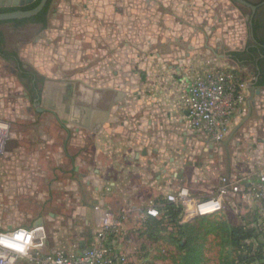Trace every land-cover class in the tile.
Instances as JSON below:
<instances>
[{
	"label": "rangeland",
	"instance_id": "rangeland-1",
	"mask_svg": "<svg viewBox=\"0 0 264 264\" xmlns=\"http://www.w3.org/2000/svg\"><path fill=\"white\" fill-rule=\"evenodd\" d=\"M246 1L252 4L262 0ZM51 9L56 16L50 17L43 32L20 45L19 57L42 78L43 99L50 85H62L63 80L78 79L74 106L77 99L82 104L96 106L99 85L120 91L122 99L116 102V95L112 97L109 118L100 125L103 129L109 127L102 138L113 146L119 139L127 143L126 139L133 135L129 130L132 127L142 128L139 130L148 134L156 129L155 136L160 137L161 131L167 132L173 126L176 131L178 127L189 129L188 120L178 122L182 115L176 110L182 109L181 101L195 78L212 70L231 71L242 83V97L247 82L261 69L256 63H244L242 67L234 60L214 57V51L219 56L235 53L240 60L253 45L250 9L232 0H58ZM88 22L105 31L109 41L116 37L118 42L122 38L117 58L107 61L108 68L93 65L99 62L98 55L94 63L86 61ZM0 29H5V25L1 24ZM115 68L122 69L117 78L113 76ZM87 76L93 80L92 86L98 88L94 97H90L86 88ZM26 97L16 73L0 59V119L10 124L9 140L0 155V227L36 228L41 251L71 252L73 244L78 249V241L90 238L96 231V217L91 207L100 197L98 177L92 170L99 166L107 169L103 186L114 187L116 173L108 161L93 154L99 133L92 135L84 129L76 130L78 126L72 122L79 113L76 106L60 125L51 108L54 103L38 105L43 112L37 113ZM237 107L241 109L237 121L243 120L247 115L246 105L239 101ZM115 128L120 132L115 134ZM237 137L240 146L228 150L230 156L235 153L236 168L252 176L264 171V102L255 101ZM132 146L123 144V148L127 147L124 156L135 150ZM109 151L113 153L114 148ZM221 151L217 150L210 166L223 167V174L228 162L224 151L218 156ZM184 152V158L191 163L186 168L194 169L192 163L197 161L198 150H190L186 144ZM242 161L244 164L239 166L237 162ZM205 181L186 185L189 189L207 192L212 182ZM111 195L107 193L102 200L115 209ZM149 197L138 198L137 214L126 217L121 234L112 237L111 246L123 256V264H175L176 258L186 250L181 247L186 241L200 246L201 264L236 263L248 257V253L246 248L233 244L228 230L245 225L255 229L258 237L242 243L252 245L253 254L264 255V247L261 248L264 226L252 221L250 209L246 208L249 203L239 206L241 212L235 208L236 203H225L219 215L205 221L193 219L179 232L160 217L153 219L145 213L143 209ZM212 223H216L214 230L210 227ZM258 260L254 258L252 264H264ZM15 264L29 263L18 260Z\"/></svg>",
	"mask_w": 264,
	"mask_h": 264
},
{
	"label": "crops",
	"instance_id": "crops-1",
	"mask_svg": "<svg viewBox=\"0 0 264 264\" xmlns=\"http://www.w3.org/2000/svg\"><path fill=\"white\" fill-rule=\"evenodd\" d=\"M88 23V43L85 42L86 49L84 48L86 61L88 64L94 63L95 56L98 55L99 62L94 63L93 65H98L99 69L108 68V66L110 67V64L106 65V63L107 61L110 62L109 59L117 58L116 51L117 47H122V38L120 36L118 42L116 41V37L114 38L115 42L114 39H110L109 41V39H107L108 36L105 37V31L103 32V30H101L100 28L96 29L93 24L90 25V22ZM115 35H117V33H115ZM208 49L212 50L211 48ZM213 53L215 55L214 57L221 59V57L217 55L215 51ZM228 54L233 55V53ZM102 55H104L106 59L104 58L103 60ZM227 59H231V57ZM231 60L233 61V59ZM240 65L242 67H245V64ZM120 70L122 69L115 68L113 76L117 78V76H119L121 73ZM259 71L260 70L256 72L255 77H253L251 81L247 82L246 89L242 93L241 101L246 105V108L247 100L249 99L251 109L253 108V104H255V101H257V99L258 102H264V86L257 84V73ZM177 74H179V77H181V74L179 72H177ZM87 78L88 82L85 81V83H87L86 88L89 90L90 97H94L96 96L94 94L96 92L95 90H97L98 88L95 89V86H92V84L94 83L91 82L93 80L90 79V76H87ZM179 79L180 78H177L176 80ZM72 81L78 83V79H74ZM100 86L101 85H99V89L97 90L98 94L100 93L98 104L96 106L92 104L85 105V113L80 115V119L78 118L80 120V125L76 124V126H78V129H76L77 131L79 129H84L88 132V134L95 135L99 133V143L98 145H96L97 148L95 149L93 154L108 161L109 167L116 173L114 187H111L101 185V183L104 182V175L106 174L105 171L107 170L105 167L99 166L97 170H92V174L98 177L99 182L98 194L100 199L91 207L93 208L91 211L94 215L93 217H96V230L100 225L102 213L106 210L111 211L114 214L126 212L128 216L130 214H137L138 210L140 209L138 198L141 197L144 198L145 196L149 197V195H151V199H149V201H146V204L144 205L143 210L145 211L150 201H155L158 198L165 199V195L167 193H170L182 186L187 187V183L193 186V182L194 184H199L201 182L203 184L206 182V179L207 181L212 182V185L208 186L209 190L207 192L195 191L193 189H190L194 196L201 198L214 191L219 186L220 179L222 177H226L230 181L238 183L242 190L252 184L253 181H255V175L252 176L245 170H241L240 167H238V169L236 168V161H234L233 159L235 157V153H233V155L231 154L230 156L228 152L231 147L235 148V146H240V141H238L237 137L238 130L240 128V125L246 120V118H248V116L246 115L243 120L240 119L239 121H237V116L241 110L238 109L239 106H236L235 111L230 118L228 133L224 140H222L221 142H214L210 138L205 136L202 132L196 131L191 127L189 129L178 127L180 129L176 131V127L173 126L172 128H169L167 130L168 133L161 131V137L155 136L156 129H152L151 133L148 134L149 132L147 131H140L142 130V128L134 129L135 127H132L129 128V130H131L133 135H131L128 140L126 139L127 143L119 139V141H121L122 143H118L119 141H115V143H113V146L112 144L108 143V139L102 138L103 133L107 130L106 128L109 127L103 129V127L100 125L106 123L109 118V107H111L110 104L113 101L112 97L116 95L114 100H116V102L120 101L122 99V93L117 90L115 91L112 89L100 88ZM250 89H252L253 91L252 95L250 93ZM177 112H180L182 115L181 118L178 119V122H184L182 119L188 120L187 112L183 109V107L182 109L178 108L176 110V113ZM114 132L116 134L120 132V130L116 129L114 130ZM142 141H144L145 143H141ZM188 141H192V143ZM124 143L125 146L128 143L133 144V146L130 148L135 149L134 151L127 153V157L124 156L125 150L127 148L124 147V150ZM186 144L189 145L190 150H198V153H196L197 151L195 152L197 154L195 155L197 161H194L192 163L195 166L194 169L186 168L187 165H191V163H189L190 161H186L187 159L184 158V148ZM66 146H68L66 149L68 151L69 145L66 144ZM112 147L114 148L113 153L109 151ZM218 148L220 149V151L223 150L225 152V157L228 162L226 171L223 174V167L210 166L214 157L216 156L217 150H219ZM211 151L212 153H210ZM223 151L220 152V154L218 155L219 157L222 156ZM203 158L207 160L201 161L200 159ZM237 164L240 166L244 163L242 161L237 162ZM142 166L144 168L143 170L141 168ZM101 187L102 189H100ZM107 193L112 194L111 196L114 197L113 205L115 206V209L109 208L108 205L110 204H107L106 202H104V200H102V197H105ZM229 202L236 203L238 207L236 206L235 208L239 212H241L242 207L239 206L242 205V203H249L250 205L247 204L246 208L247 210L250 209L249 212L251 217L252 214H256L255 207L250 201H241L237 196H233V198H229L226 201V203ZM87 224V221H85V225ZM94 234L95 232L92 235L93 237H86L82 242L78 241V249H74L75 244H73L71 246V252H75L81 248L92 245L95 242ZM54 251L55 250H51L45 253ZM41 252L44 253L43 251Z\"/></svg>",
	"mask_w": 264,
	"mask_h": 264
},
{
	"label": "built area",
	"instance_id": "built-area-1",
	"mask_svg": "<svg viewBox=\"0 0 264 264\" xmlns=\"http://www.w3.org/2000/svg\"><path fill=\"white\" fill-rule=\"evenodd\" d=\"M241 89L242 83L231 71L212 70L195 78L181 101L190 127L214 142L224 140L230 118L242 100ZM9 135V122L0 119V155L6 149ZM233 196L250 201L256 210L252 221L264 226V171L256 174L255 181L243 190L238 183L222 177L219 186L201 198L194 196L188 187H179L165 195L164 203L150 201L145 213L159 217L164 212V204L172 203L181 209L180 223H186L219 214ZM127 216L126 212L104 211L94 234L95 242L75 252L42 253L37 244L36 228L3 225L0 227V264H15L18 260L29 264H123V256L108 244V240L120 234Z\"/></svg>",
	"mask_w": 264,
	"mask_h": 264
},
{
	"label": "flooded vegetation",
	"instance_id": "flooded-vegetation-1",
	"mask_svg": "<svg viewBox=\"0 0 264 264\" xmlns=\"http://www.w3.org/2000/svg\"><path fill=\"white\" fill-rule=\"evenodd\" d=\"M41 1L42 0H32L27 2V0H17L16 2L18 4L14 5L13 0H5L6 3L3 4L0 0V14L30 11L37 8L41 4ZM57 1L58 0H47L42 9L35 16L0 21V25H5V29H0V59L8 63L16 73L18 82L23 85V95L24 97H28L35 112H43V109L38 108V105L48 106L46 102L54 103L51 105V108L54 109L55 117L61 125L66 122L65 117L74 112L73 109L76 106L79 109V113L76 120H74L75 122H72L80 125L79 117H81L80 115L85 113L86 110L85 104L81 103L83 102L81 99H77V104L75 106L73 104L77 97V83L63 80L62 85H50V90L48 89L49 92L45 94L43 99L42 92L40 91V84L43 82L42 78L31 69L29 65L25 64L18 54L20 45L29 42L30 37H34V35H39L43 32L48 26L50 17L54 18L56 16L55 10L52 11L51 6ZM252 5L256 7L255 11L252 12L250 8L248 9H250L251 13L249 17V29L250 34L252 33L253 35V39L251 38L253 45L242 54V59L239 60V56L237 55H230V57L240 64H258L261 68L257 73V78L259 80V78L264 77V0L252 3ZM59 33L60 30L57 29L56 34L58 35Z\"/></svg>",
	"mask_w": 264,
	"mask_h": 264
},
{
	"label": "trees",
	"instance_id": "trees-1",
	"mask_svg": "<svg viewBox=\"0 0 264 264\" xmlns=\"http://www.w3.org/2000/svg\"><path fill=\"white\" fill-rule=\"evenodd\" d=\"M255 32V29H254ZM233 55H236L235 53H233ZM258 85H263L264 86V77L259 78L258 80ZM159 203H164L165 201L162 198H158L156 200ZM180 208L178 206H176L175 204L172 203H165L164 204V212L163 214H161L159 217V219L164 220L165 223H167L169 226H171L173 229L179 230V232L181 230H183L184 228H186V226H189V222L186 223H180V219H179V214H180ZM219 215V214H217ZM214 215V216H217ZM211 216V217H214ZM153 218V217H151ZM206 218L209 217H198L197 219H201L202 221H205ZM155 219V218H153ZM215 224L216 223H212L210 224L211 230L215 229ZM226 230V228H224ZM229 235L233 236V244H235L238 248L243 249L246 248L247 250V255L248 257H245L244 259L239 260L236 263H226V264H252L254 258L258 257V261L260 262H264V255L262 256L261 254H253L251 252V248L252 245H246L245 243H242L244 241L249 240L250 238H255L257 239V235L256 233H258L255 229L249 228L246 225L245 226H238L236 228H232L230 230H228ZM182 234V232H181ZM111 240L112 237H109L108 240V244H111ZM173 240L177 241L176 243L178 244L179 241L177 239ZM190 242L186 241V244H184L182 247V249H184L186 247V250L183 254H181L180 256H178L176 258V262L175 264H201V251L199 249L200 246H196L195 244L192 245L190 244ZM247 243V242H246ZM264 247V244L261 245V248ZM264 250V249H263ZM262 250V251H263Z\"/></svg>",
	"mask_w": 264,
	"mask_h": 264
},
{
	"label": "water",
	"instance_id": "water-1",
	"mask_svg": "<svg viewBox=\"0 0 264 264\" xmlns=\"http://www.w3.org/2000/svg\"><path fill=\"white\" fill-rule=\"evenodd\" d=\"M17 0H13V3L14 5L18 4L16 2ZM32 0H27V2H30ZM47 0H42L41 1V4L35 8V9H32L30 11H26V12H21V11H18V12H12V13H1L0 14V21H7V20H12V19H21V18H29L31 16H35L41 9L42 7L44 6V4L46 3ZM242 6H245L247 8H250L252 10V12L255 11V6L252 5L251 3H249L248 1L246 0H232ZM250 37L253 39V35L252 33L250 34ZM221 58H230V55H221L220 56ZM250 93L252 95L253 91L252 89H250ZM258 93V92H257ZM247 108H248V114L247 116H249V113H250V110H251V105H250V99L247 100Z\"/></svg>",
	"mask_w": 264,
	"mask_h": 264
}]
</instances>
